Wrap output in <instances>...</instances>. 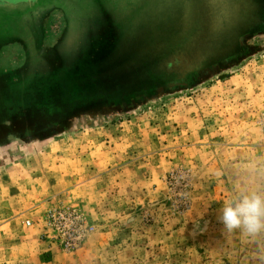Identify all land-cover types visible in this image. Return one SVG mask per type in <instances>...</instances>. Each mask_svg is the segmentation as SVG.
<instances>
[{
  "label": "rangeland",
  "instance_id": "obj_1",
  "mask_svg": "<svg viewBox=\"0 0 264 264\" xmlns=\"http://www.w3.org/2000/svg\"><path fill=\"white\" fill-rule=\"evenodd\" d=\"M32 1L0 0V264H264V233L217 219L264 188V23L233 0ZM109 108L137 109L98 122L143 172L113 229L85 181ZM60 121L79 130L47 131ZM59 206L97 228L75 252L46 234Z\"/></svg>",
  "mask_w": 264,
  "mask_h": 264
},
{
  "label": "crops",
  "instance_id": "obj_2",
  "mask_svg": "<svg viewBox=\"0 0 264 264\" xmlns=\"http://www.w3.org/2000/svg\"><path fill=\"white\" fill-rule=\"evenodd\" d=\"M104 115L105 112L103 115H97L96 119L100 120ZM106 125L104 122H98L90 128L92 132H104V134L101 135L102 137H93L94 139L90 140V177H86L85 181L87 188L90 189V217L105 220V227L113 229L115 223L110 218L116 215L121 217L125 213L121 205L127 202L121 197L124 195L123 192L127 194L124 191L127 190L126 188L130 191V197H134L132 201L134 208L137 207L139 201L137 197H141L140 194L143 192V172L138 169L140 164L137 163L136 155L129 150L135 147L127 146L128 141H124L122 137L113 140L110 128H106ZM83 179L81 175L72 177L76 185ZM154 191L156 196L162 195L160 187L155 188ZM129 210L131 211L132 208Z\"/></svg>",
  "mask_w": 264,
  "mask_h": 264
},
{
  "label": "built area",
  "instance_id": "obj_3",
  "mask_svg": "<svg viewBox=\"0 0 264 264\" xmlns=\"http://www.w3.org/2000/svg\"><path fill=\"white\" fill-rule=\"evenodd\" d=\"M46 234L58 246L69 252L81 249L97 228L78 209L59 206L52 209L45 217ZM34 223L26 222L27 227Z\"/></svg>",
  "mask_w": 264,
  "mask_h": 264
},
{
  "label": "clouds",
  "instance_id": "obj_4",
  "mask_svg": "<svg viewBox=\"0 0 264 264\" xmlns=\"http://www.w3.org/2000/svg\"><path fill=\"white\" fill-rule=\"evenodd\" d=\"M218 222L227 233L240 230L245 241H256L264 233V188L248 192L234 205L226 202Z\"/></svg>",
  "mask_w": 264,
  "mask_h": 264
},
{
  "label": "flooded vegetation",
  "instance_id": "obj_5",
  "mask_svg": "<svg viewBox=\"0 0 264 264\" xmlns=\"http://www.w3.org/2000/svg\"><path fill=\"white\" fill-rule=\"evenodd\" d=\"M34 1H36V0H34ZM233 1H235L236 5H237V8H241L242 7V11L237 9L238 13L239 12L243 13L247 18L251 19L252 23H254V21H255L257 27L259 26V24L264 23V0H233ZM31 2H33V1H31ZM8 3H10V2H8ZM25 3H27V5H28V2H25ZM63 18H64V20H66L65 21V29H62V31H61L59 36H61L62 34L65 33V31H66V29L68 28V25H69V20H68L67 14L64 13V17ZM257 37H253V39H255ZM241 43L242 42L239 41L238 45H242ZM255 48H256L255 46L250 47V49L252 51ZM246 54H247V57L250 56V54H248V53H246ZM116 116H118V115H116ZM103 119H104L103 121H105V117H103ZM110 119L113 120V119H116V118H110ZM98 121H101V120L94 119V122H98ZM74 124H75V122H74ZM65 125L66 124L64 123V121H60L57 124H55L53 127H50L47 131H51V133H54V134L55 133L56 134L59 133L60 135L64 134L65 132L69 133V134L70 133L72 134V133L78 131L79 127H80L79 123H77L75 125L72 124L73 126L69 127V128L68 127L64 128ZM84 125H89V124H82V126H84Z\"/></svg>",
  "mask_w": 264,
  "mask_h": 264
},
{
  "label": "water",
  "instance_id": "obj_6",
  "mask_svg": "<svg viewBox=\"0 0 264 264\" xmlns=\"http://www.w3.org/2000/svg\"><path fill=\"white\" fill-rule=\"evenodd\" d=\"M2 1H4V2H10V3H13V4H17V3H21V2H27V1H29V2H31L32 0H2ZM154 100V99H153ZM152 102V100H149V101H147L146 103H144V104H142L140 107H146V106H148L150 103ZM139 107V108H140ZM113 110V108H109V112L111 113V114H105L104 115V117H107V119H109V118H114L116 115H118V116H127V115H130L131 113H133L134 111H137V109H134V110H127V111H125V110H123V109H118V110H116V113L114 112V113H112L111 111ZM98 117V116H97ZM100 120L101 121H103V118H100Z\"/></svg>",
  "mask_w": 264,
  "mask_h": 264
}]
</instances>
